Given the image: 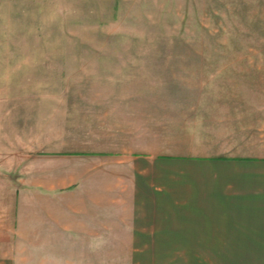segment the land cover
I'll return each instance as SVG.
<instances>
[{
  "label": "crops",
  "instance_id": "crops-1",
  "mask_svg": "<svg viewBox=\"0 0 264 264\" xmlns=\"http://www.w3.org/2000/svg\"><path fill=\"white\" fill-rule=\"evenodd\" d=\"M219 68L173 77L170 95L98 97L66 139L14 146L0 264L108 263L116 248L264 259V87Z\"/></svg>",
  "mask_w": 264,
  "mask_h": 264
},
{
  "label": "rangeland",
  "instance_id": "rangeland-1",
  "mask_svg": "<svg viewBox=\"0 0 264 264\" xmlns=\"http://www.w3.org/2000/svg\"><path fill=\"white\" fill-rule=\"evenodd\" d=\"M219 67L264 87V0H0V159L66 139L98 97L170 95L173 77ZM113 251L100 264H264L236 248Z\"/></svg>",
  "mask_w": 264,
  "mask_h": 264
}]
</instances>
